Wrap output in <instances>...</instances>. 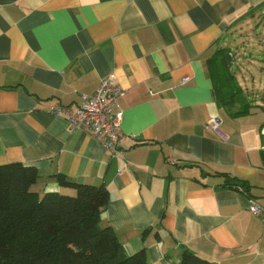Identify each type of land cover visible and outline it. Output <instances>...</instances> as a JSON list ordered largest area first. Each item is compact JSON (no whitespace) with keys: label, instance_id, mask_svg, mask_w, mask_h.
<instances>
[{"label":"crops","instance_id":"crops-1","mask_svg":"<svg viewBox=\"0 0 264 264\" xmlns=\"http://www.w3.org/2000/svg\"><path fill=\"white\" fill-rule=\"evenodd\" d=\"M263 46L264 0H0V164L34 166L40 194L75 192L56 174L103 184L100 225L149 264H178L183 250L264 264L263 223L249 210L264 205ZM218 47L250 104L243 114L214 95ZM110 74L124 89L118 155L51 111L75 109Z\"/></svg>","mask_w":264,"mask_h":264},{"label":"trees","instance_id":"trees-1","mask_svg":"<svg viewBox=\"0 0 264 264\" xmlns=\"http://www.w3.org/2000/svg\"><path fill=\"white\" fill-rule=\"evenodd\" d=\"M231 56L218 47L207 59L217 101L225 107L240 102L232 115L248 111L241 89L230 71ZM223 185L248 192L246 180L229 174ZM37 169L20 161L0 164V264H149L144 249L127 255L111 226H101L109 200L103 185L76 183L56 174L73 194L32 189ZM178 264H212L183 250Z\"/></svg>","mask_w":264,"mask_h":264},{"label":"built area","instance_id":"built-area-1","mask_svg":"<svg viewBox=\"0 0 264 264\" xmlns=\"http://www.w3.org/2000/svg\"><path fill=\"white\" fill-rule=\"evenodd\" d=\"M183 77L182 81H186ZM124 95V89L115 77L110 74L100 79L98 86L92 94H82V100L75 109L63 105H54L51 111L68 119L70 127L82 129L94 136L111 154L122 153V143L125 138L121 130L123 117L118 100ZM210 126L216 130L218 120L211 119ZM264 151V126L261 128ZM249 210L260 217L264 227V205L255 200L250 201Z\"/></svg>","mask_w":264,"mask_h":264},{"label":"rangeland","instance_id":"rangeland-1","mask_svg":"<svg viewBox=\"0 0 264 264\" xmlns=\"http://www.w3.org/2000/svg\"><path fill=\"white\" fill-rule=\"evenodd\" d=\"M262 49L264 50V46H263V48H262ZM73 193H74V192H73ZM73 193H72V194H73Z\"/></svg>","mask_w":264,"mask_h":264}]
</instances>
